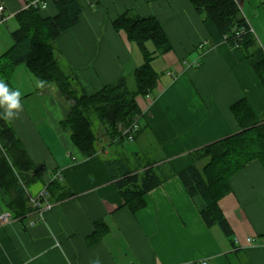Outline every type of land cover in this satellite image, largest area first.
<instances>
[{
    "label": "crops",
    "instance_id": "1",
    "mask_svg": "<svg viewBox=\"0 0 264 264\" xmlns=\"http://www.w3.org/2000/svg\"><path fill=\"white\" fill-rule=\"evenodd\" d=\"M80 1V22L54 44L75 88L88 94L122 76L129 79L143 63L142 56L134 59L138 46L115 29L119 15L133 10L155 16L163 25L172 43L162 55L168 81L159 79L155 93L137 96L140 130L133 139L141 140L143 153L152 141L160 156L141 163L138 151L129 159L118 148L122 142L100 145L97 155L85 157L61 127L70 103L54 84L21 96L23 111L9 123L37 169L38 177L27 184L30 193L54 182L73 194L61 199L53 193L54 207L32 224L35 214L27 194L24 204L10 176L6 185L0 181V214L10 210L16 216L15 210L31 207L0 224V264H92L97 258L100 264H197L202 259L209 264H264V164L255 161L238 172L231 191L219 201L234 243L218 225H207L201 215L204 201L191 197L177 175L192 164L193 151L240 131L231 111L234 103L247 99L257 113H264V88L244 51L227 42L213 43L204 17L189 0ZM237 1L264 48V0ZM25 2L0 0L7 17L0 27ZM44 11L58 12L51 0ZM15 75L12 82L19 89ZM112 153L115 159L107 157ZM153 162L174 175L145 194L144 206L133 211L115 175ZM101 222L104 226L97 229Z\"/></svg>",
    "mask_w": 264,
    "mask_h": 264
},
{
    "label": "trees",
    "instance_id": "2",
    "mask_svg": "<svg viewBox=\"0 0 264 264\" xmlns=\"http://www.w3.org/2000/svg\"><path fill=\"white\" fill-rule=\"evenodd\" d=\"M51 1L58 10L56 15H48L33 6L15 15L18 28L11 32L12 46L0 55V79L15 90L13 75L19 65L24 64L32 75L43 82V87L54 84L64 100L70 103L61 127L70 134L85 157H93L99 152L101 140L95 130L94 119L102 123L110 145L124 142L126 137L122 133L123 129L130 127L141 115L137 96H149L157 90L160 73L153 62L158 55L171 51L172 43L155 16H141L133 10L125 11L113 24L116 30L124 31L142 52L143 63L133 72L135 88L130 87L127 76H122L115 83L104 86L94 94H88L84 89L75 88L73 75L63 68L54 44L60 35L80 22L82 2ZM189 1L204 17V25L212 42H227L234 48L242 49L264 88V48L243 15L239 2ZM150 42L155 46L153 51L147 45ZM3 111L0 108V181L6 185L10 176L19 197L27 204L21 180L29 184L38 177L37 169L14 128L3 119ZM231 111L240 125V131L193 151L192 164L177 175L191 197H200L204 201L201 215L207 225H218L234 243L233 229L219 201L231 191V179L238 172L255 161L264 164V113H257L247 99L234 103ZM206 159L203 167H200V161ZM117 168L120 166L117 165ZM173 175L172 170L153 162L134 169H121L115 179L117 188L131 209L136 211L144 206L145 194ZM48 190L53 202L51 197L56 191L61 199L73 194L66 185L54 182ZM29 210L30 206L15 210L16 216ZM101 226L104 223H99L97 229Z\"/></svg>",
    "mask_w": 264,
    "mask_h": 264
},
{
    "label": "rangeland",
    "instance_id": "3",
    "mask_svg": "<svg viewBox=\"0 0 264 264\" xmlns=\"http://www.w3.org/2000/svg\"><path fill=\"white\" fill-rule=\"evenodd\" d=\"M17 28H18V22H17L16 18L10 19L8 21V23L3 24L0 27V31H1V33H0V35H1L0 36V55L12 46L13 39L11 37V32ZM147 45H148L150 50H152V51L155 50V47H154L152 42H150ZM134 48H135L134 59L136 60L138 58V60L141 61L142 60L141 59L142 52L135 45H134ZM142 58H143V56H142ZM153 66L155 67V69L158 72H160V79L161 80L163 79L165 82H167L168 79L165 76L166 75L165 74L166 69H167L166 59L164 57H162V55H158V57L153 62ZM14 83L15 84L17 83V85L20 87L19 90L22 93L21 96L29 94V93H35L36 90H38L42 87V86H39L40 81L26 69L24 64L19 65V67L16 69V75L14 78ZM129 84H130V87L132 89L135 88V79L133 77V74L129 78ZM50 85H53V84H50ZM49 94H50V96L53 95L52 96L53 99H58L57 93L52 94V92H50ZM94 122H95V130L97 131L99 136H101L99 146L100 145H103V146L107 145L108 148L113 147V146L116 147L117 144H114V145L108 144V141H109L108 139H106L105 141H102V137H105V135L103 133L104 127L102 126V123L98 119H94ZM140 142H141V140H139V139H136L134 141V140H130V139L126 138L124 140L123 144L120 145L118 148H121L120 150H122L124 152V155H126L127 158H129V157L133 158L132 152H134L136 154L138 151H140V149H139L140 148ZM141 153L143 155V156L140 155L141 157H140L139 161L141 160V163H145V159L148 157H151L154 159H159V156H160V154L156 152L155 146H154L152 141L149 144V146H147V152L146 153L141 152ZM107 157L111 158V159H115L117 156L115 153L114 154L112 153ZM206 161H207V159L200 161V163H199L200 167H203V165Z\"/></svg>",
    "mask_w": 264,
    "mask_h": 264
},
{
    "label": "built area",
    "instance_id": "4",
    "mask_svg": "<svg viewBox=\"0 0 264 264\" xmlns=\"http://www.w3.org/2000/svg\"><path fill=\"white\" fill-rule=\"evenodd\" d=\"M25 1L26 2H25L23 9L33 6V7H38L41 10H46L50 2V0H25ZM5 12H6L5 6L3 4H0V22L1 23L6 22L7 20V17L5 16ZM200 47L204 48L205 44H201ZM139 130H140V123H139V118H138L133 122V124L130 127L124 128L122 133L126 138L133 140ZM21 183L30 200V203L33 208V212L35 214L34 218L31 220V223L35 224L38 221L44 220L45 212L47 210L52 209L55 205V203L50 199L48 187H44L37 194H32L30 193L28 186L24 182H22V180H21ZM15 217L16 216L14 215V213L10 210L3 212L0 214V224H5L11 221ZM248 241L252 243L255 240L252 238H248ZM197 264H209V260L202 259Z\"/></svg>",
    "mask_w": 264,
    "mask_h": 264
},
{
    "label": "clouds",
    "instance_id": "5",
    "mask_svg": "<svg viewBox=\"0 0 264 264\" xmlns=\"http://www.w3.org/2000/svg\"><path fill=\"white\" fill-rule=\"evenodd\" d=\"M43 82H40L39 86H42ZM21 95L19 89L13 90L8 84L0 79V108L3 111V119L11 121L19 117L23 111V105L21 103ZM92 264H100L99 258L92 261Z\"/></svg>",
    "mask_w": 264,
    "mask_h": 264
}]
</instances>
